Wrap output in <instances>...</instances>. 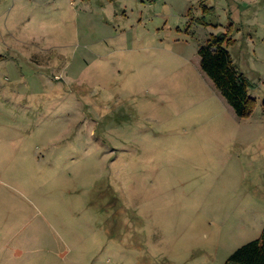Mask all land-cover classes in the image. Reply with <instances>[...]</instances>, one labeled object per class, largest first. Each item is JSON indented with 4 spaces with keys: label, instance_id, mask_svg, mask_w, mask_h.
Wrapping results in <instances>:
<instances>
[{
    "label": "rangeland",
    "instance_id": "obj_1",
    "mask_svg": "<svg viewBox=\"0 0 264 264\" xmlns=\"http://www.w3.org/2000/svg\"><path fill=\"white\" fill-rule=\"evenodd\" d=\"M228 32L243 119L198 54ZM0 55V264H226L261 236L264 0H0Z\"/></svg>",
    "mask_w": 264,
    "mask_h": 264
},
{
    "label": "trees",
    "instance_id": "obj_2",
    "mask_svg": "<svg viewBox=\"0 0 264 264\" xmlns=\"http://www.w3.org/2000/svg\"><path fill=\"white\" fill-rule=\"evenodd\" d=\"M230 36L229 32L212 35L198 54L202 71L211 79L236 116L243 119L253 113L256 100L250 93V82L237 68L229 51L235 43ZM2 59L0 55V61ZM226 264H264V230L258 239L240 247Z\"/></svg>",
    "mask_w": 264,
    "mask_h": 264
},
{
    "label": "crops",
    "instance_id": "obj_3",
    "mask_svg": "<svg viewBox=\"0 0 264 264\" xmlns=\"http://www.w3.org/2000/svg\"><path fill=\"white\" fill-rule=\"evenodd\" d=\"M232 39L235 41V43H234L233 45H231V47L229 48V51H230V53H231V55H232V57H233V59H234V62H235V64H236V66H237L238 63H236L235 58H237L238 62L241 61V62L247 64L246 59H247V57L249 56L248 52H247V51H243V46H239V44H236V43H237V42H236L237 40H235L234 37H232ZM231 48H232V50H233V48H234L233 52H234L235 56L233 55ZM234 57H235V58H234ZM237 68H238V67H237ZM238 69H239V68H238ZM239 70H240V69H239ZM240 71H241V70H240ZM241 72H242V71H241ZM242 73H243V72H242ZM243 74H244V73H243Z\"/></svg>",
    "mask_w": 264,
    "mask_h": 264
}]
</instances>
